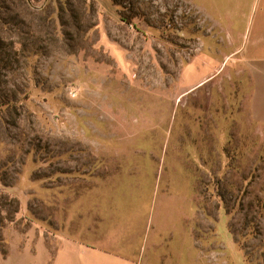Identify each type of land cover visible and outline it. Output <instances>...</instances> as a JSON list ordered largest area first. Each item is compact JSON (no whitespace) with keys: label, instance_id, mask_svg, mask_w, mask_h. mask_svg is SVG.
Masks as SVG:
<instances>
[{"label":"rangeland","instance_id":"1","mask_svg":"<svg viewBox=\"0 0 264 264\" xmlns=\"http://www.w3.org/2000/svg\"><path fill=\"white\" fill-rule=\"evenodd\" d=\"M256 42L264 0H0V253L264 264Z\"/></svg>","mask_w":264,"mask_h":264},{"label":"crops","instance_id":"2","mask_svg":"<svg viewBox=\"0 0 264 264\" xmlns=\"http://www.w3.org/2000/svg\"><path fill=\"white\" fill-rule=\"evenodd\" d=\"M259 45L260 43L256 42L253 45L254 50L244 52L243 58L248 62L251 76L249 97L251 115L255 120L264 123V55L259 53ZM201 84L203 81L194 86ZM111 233L112 239L115 240L113 245H103L57 235L56 249L48 250L41 245L40 250L37 253L34 252L33 264H151L164 247L162 244L153 245L147 255L145 251L127 245L118 232L111 231ZM27 253L25 248L18 250L17 255L14 256L18 260V264H27V258L31 259V255ZM0 256V264H10L9 254L3 256L0 253ZM174 258H177L176 254ZM177 260L179 263V258Z\"/></svg>","mask_w":264,"mask_h":264},{"label":"trees","instance_id":"3","mask_svg":"<svg viewBox=\"0 0 264 264\" xmlns=\"http://www.w3.org/2000/svg\"><path fill=\"white\" fill-rule=\"evenodd\" d=\"M122 19L127 22L130 23L131 25H134L131 21H130V17L129 16H122Z\"/></svg>","mask_w":264,"mask_h":264}]
</instances>
